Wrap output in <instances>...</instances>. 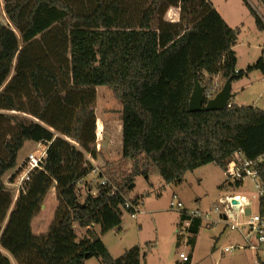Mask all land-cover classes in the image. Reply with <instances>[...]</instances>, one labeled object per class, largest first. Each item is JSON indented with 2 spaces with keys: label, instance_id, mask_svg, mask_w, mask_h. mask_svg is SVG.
Wrapping results in <instances>:
<instances>
[{
  "label": "trees",
  "instance_id": "trees-1",
  "mask_svg": "<svg viewBox=\"0 0 264 264\" xmlns=\"http://www.w3.org/2000/svg\"><path fill=\"white\" fill-rule=\"evenodd\" d=\"M2 2L13 29L0 24V111L37 121L0 114V264H12L5 253L15 264L90 258L140 264L138 247L113 259L92 229L97 225L103 234L120 225L122 197L106 190L83 201L77 196V183L92 170L85 155L95 153L96 86H106L121 105V156L131 166L122 189L151 169L166 185H177L210 163L224 170L235 151L250 159L264 153L263 110L228 101L219 111H188L195 80L208 88L217 77L225 83L255 70L264 75L262 57L235 70L238 29L210 0ZM243 3L264 31L262 19ZM170 8L179 9L177 22L165 19ZM27 141L47 145L44 173L20 193L2 230L11 206L2 178L16 168ZM54 183L59 204L52 223L47 233L34 235L31 221ZM74 224L86 229L79 240ZM201 226L192 220L187 229L192 248Z\"/></svg>",
  "mask_w": 264,
  "mask_h": 264
},
{
  "label": "rangeland",
  "instance_id": "rangeland-1",
  "mask_svg": "<svg viewBox=\"0 0 264 264\" xmlns=\"http://www.w3.org/2000/svg\"><path fill=\"white\" fill-rule=\"evenodd\" d=\"M210 2L219 14L228 18L231 21L229 22L238 29L235 47L237 71H245L260 57L264 59V31H259L256 28L254 18L244 5L243 0H210ZM246 2L264 23V7L257 0H246ZM0 7V24L13 29L3 11L2 0H0ZM178 17V8H170L165 15V19L170 22ZM232 82L231 92L235 96H232L229 102L238 106H253L264 111V75L255 70ZM214 84L217 85L219 92L224 81L219 78L214 79L210 85ZM95 93L93 106L96 119L95 131H103V137L98 142L100 150L97 151L95 148L92 158L96 163H100V165H96L100 171L121 188L119 182L131 172L130 163L122 159L118 145L117 133L121 123V105L106 86H96ZM0 114L37 121L28 115L14 111H0ZM110 132L113 134L106 137ZM104 133L106 139H109L108 142L104 140ZM95 135L97 139V134ZM46 147L45 143L25 142L18 153L16 168L29 153L38 149H46ZM85 159L89 161L87 155H85ZM16 168L7 172L2 178L5 191L11 197V206L2 225V230L16 207L20 193H22L13 184L15 176L18 175ZM89 174L84 177L87 179H85L87 181L85 185L80 182L76 185L79 201H83L87 197L85 194L87 188L91 190L97 188V178ZM133 184L134 187L130 189L121 188V190L126 198L143 199L144 207H141L143 212L136 214L133 218L129 212L123 211L120 225L103 234L100 233L99 226L92 227L113 259L120 258L133 247H138L140 249V264H185L179 258L180 252L189 257V264L252 263L253 255L249 251L222 253V248L235 240L237 236L227 230L221 232L220 226L205 227L202 225L196 235L193 248L187 244V234L184 233L177 237L180 216L177 212L169 209L173 195L187 209H208L217 202L222 194L229 190L224 172L219 166L210 163L187 172L180 184H168L169 190L165 189L166 184L155 169H151L147 176H136ZM24 190L26 193L28 189L25 188ZM45 197L31 222V230L34 235L47 233L52 223L54 212L59 204L55 183ZM73 229L78 240L86 231V229L75 224ZM5 254L11 260V256ZM84 264H101V262L96 258H90Z\"/></svg>",
  "mask_w": 264,
  "mask_h": 264
},
{
  "label": "built area",
  "instance_id": "built-area-1",
  "mask_svg": "<svg viewBox=\"0 0 264 264\" xmlns=\"http://www.w3.org/2000/svg\"><path fill=\"white\" fill-rule=\"evenodd\" d=\"M217 85H210L204 92L205 101L212 99L218 93ZM46 149L29 153L24 161L16 168L18 175L13 181L18 191L33 183L34 177L40 172L44 173ZM90 156V155H89ZM89 175L97 178V188L85 191L86 195L96 197L100 190H106L109 195L118 194L124 201L123 211H130L135 217L141 212L140 199H129L123 194L121 188L106 176L96 165H92ZM229 186L228 192L222 194L217 202L206 210L187 209L173 195L169 209L185 217L177 227V235L187 233L192 220H199L205 227L220 226L221 232L228 231L237 238L222 248V253L235 251H249L253 255L251 264H264V153L250 159L241 151L233 152L223 170ZM86 178L79 182L85 185ZM169 190L168 185L165 186ZM240 192V193H238ZM182 262H188L189 257L183 252L179 253Z\"/></svg>",
  "mask_w": 264,
  "mask_h": 264
},
{
  "label": "water",
  "instance_id": "water-1",
  "mask_svg": "<svg viewBox=\"0 0 264 264\" xmlns=\"http://www.w3.org/2000/svg\"><path fill=\"white\" fill-rule=\"evenodd\" d=\"M231 79L225 81L221 90L210 100L205 101L204 92L206 88L201 86L196 80L194 81V89L190 96L188 104L189 112L200 111H219L224 109L228 105V101L231 99ZM134 186L133 183L129 185V189Z\"/></svg>",
  "mask_w": 264,
  "mask_h": 264
},
{
  "label": "crops",
  "instance_id": "crops-1",
  "mask_svg": "<svg viewBox=\"0 0 264 264\" xmlns=\"http://www.w3.org/2000/svg\"><path fill=\"white\" fill-rule=\"evenodd\" d=\"M221 17H222V19L231 27V28H236L235 26H233L230 22V20H228V18H226V17H224L222 14H219ZM178 21V18L177 19H175L174 21H172V22H177ZM230 21V22H229ZM236 44H237V42H236ZM235 47H236V45L233 47V50H234V52H235ZM235 70L237 71V69H236V67H235ZM215 80L216 79H218V77L217 78H214ZM232 83L233 82H231V88H232ZM232 91V90H231ZM231 94H232V92H231ZM232 96H235V94H232ZM230 101V100H229ZM231 103V102H230ZM231 104H233V103H231ZM121 128H122V122L120 123V125H119V131H118V133H117V138H118V145H119V148H120V150H121V147H122V145H121ZM96 134H97V139H96V144H95V148H97V151H99L100 149V147H99V145H98V142H99V140H101V137H103V131H97L96 132ZM111 134H113L112 132H110V134L108 133L107 135H106V137L109 135H111ZM98 137H100V138H98ZM106 137H105V133H104V140L106 141V142H108V140L106 139ZM88 156V159H89V162H91V164L92 165H97V164H99L100 165V163H96L95 161H94V159L92 158V157H90L89 155H87ZM162 180V179H161ZM134 187V186H133ZM46 198V197H45ZM45 198H44V200H45ZM141 200V202H142V207H144V200L143 199H140ZM143 212V210L140 212V213H142ZM179 216V215H178ZM32 222V221H31ZM76 225V224H75ZM177 237H179L178 235H177ZM11 260H12V264H14L15 262H14V260L12 259V257H11Z\"/></svg>",
  "mask_w": 264,
  "mask_h": 264
}]
</instances>
